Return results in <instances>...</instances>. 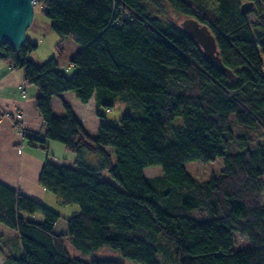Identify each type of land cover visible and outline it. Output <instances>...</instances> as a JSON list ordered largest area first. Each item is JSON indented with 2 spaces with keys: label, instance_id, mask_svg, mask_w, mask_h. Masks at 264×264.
<instances>
[{
  "label": "trees",
  "instance_id": "obj_1",
  "mask_svg": "<svg viewBox=\"0 0 264 264\" xmlns=\"http://www.w3.org/2000/svg\"><path fill=\"white\" fill-rule=\"evenodd\" d=\"M165 3L208 26L233 79L179 24L154 13ZM240 3L34 0L60 36L58 46L63 36L78 44L71 68L54 57L36 62L29 38L18 50L2 43L0 59L37 88L33 99L42 131L24 129L26 143L46 147L47 140L57 141L74 153L72 165L46 159L38 183L79 210L66 218V232L55 233L57 212L0 182V223L20 247L3 264H122L70 256L65 238L81 252L109 245L136 264H264V0H253L260 30L239 11ZM66 91L83 104L94 97L96 106L108 104L102 101L106 91H126L139 106L123 112L118 124L96 109L100 120L90 135L64 100V113H52V98ZM234 142L239 148L232 151ZM105 146L112 147L114 161ZM86 153L98 156L95 165L85 161ZM216 156L223 168L207 179H195L184 167ZM155 165L162 174H143ZM104 171L118 186L102 179ZM21 211L44 218L33 221ZM232 232L248 244L235 249Z\"/></svg>",
  "mask_w": 264,
  "mask_h": 264
},
{
  "label": "rangeland",
  "instance_id": "obj_2",
  "mask_svg": "<svg viewBox=\"0 0 264 264\" xmlns=\"http://www.w3.org/2000/svg\"><path fill=\"white\" fill-rule=\"evenodd\" d=\"M240 1L241 3H243L246 1H253V0H240ZM41 9H42L41 4H36L34 6L32 23L26 29V32H25L26 37L36 44V47L30 52L29 56L32 59H34L36 62H44L45 60L54 57L57 61L60 59L64 60L65 61L64 64H67V66H70L69 59L76 52L74 51V48L76 46L79 47L78 44L74 40H72L70 37L63 36L59 44L61 47H59L58 43L60 41V36L56 34L53 30H51L49 19L44 15ZM154 13L161 19H164V20L169 19L177 24H179L180 21L184 18L183 15L178 14L166 3L163 4L162 10L160 12L154 11ZM246 15L252 27L254 29L260 30L261 29L260 28V18L258 15L257 6L254 3L250 7V9L246 12ZM261 71L264 74V62L262 64ZM22 90H23L22 95L25 96V90L24 89ZM106 93H107V96H105L104 99H102V101H106L108 102V104L104 105L101 103L98 106V109L100 113L103 114V119L106 122L118 124L119 117L121 116L123 112L134 113V110L138 108L139 106L138 104L139 102L137 98L129 92L106 91ZM55 99H58V97L56 96L53 97V100ZM53 111L55 112V115L56 114L61 115L64 113V109L61 105V101H57V104L53 106ZM234 123L235 121L231 120V127L233 129L236 128L234 126L235 125ZM15 129L20 135L23 136L25 130L22 133L20 126L15 127ZM248 131L251 133L250 135L262 137V133L260 130L251 131L248 129ZM47 141H51V140H47ZM51 143H53L56 146H51V149H50L51 151L49 152H51L53 156L50 155L49 159L51 160L52 158H54L57 164H60V163L56 160H60L61 163L71 164V160L74 159V153L69 150H66L63 144L57 141H53V142L51 141ZM238 148L239 147H238L237 142H234L231 145L230 150L234 151V150H237ZM105 149L108 152H110L112 161H114V154H113L112 147L105 146ZM85 161L90 165H95L98 161V156L96 154L86 153ZM184 167L195 179L204 180V179H207L211 174H218L221 172L223 168V160H222V156H216L213 160H209V161L189 160V161L184 162ZM143 174L146 176H155V175L162 174V171H161L160 166L158 165L147 166L143 169ZM102 179L110 181L111 183L118 186V184L114 181L113 178L110 177L107 171H104L102 173ZM48 192H49L48 193L49 198L45 199L46 203L45 204L42 202L41 203L58 213V218L54 222L53 231L55 233H64L66 232V218L71 216L73 214L72 213L73 209L77 210L78 206L77 204H73V203L63 204V203H60L59 201L57 202V196L51 193L50 191ZM261 200L264 203V191L261 194ZM20 214L22 217L29 218L33 221H42L44 218L40 212L29 213L26 211H21ZM7 229H9L7 226L0 223V238H2L3 234L13 235L11 234L12 232ZM232 237L234 241L233 247L235 249L248 244L247 238L240 233L232 232ZM6 244L10 245L11 251L14 254H16L18 242L15 239V237L11 236L7 240ZM65 246L70 256L78 257L86 261L92 260L94 258H105V259H113L122 264H136L129 258L123 256L117 249H114L106 244H102L92 249L89 252H81L71 244L68 238H65ZM173 264H176V263L173 262Z\"/></svg>",
  "mask_w": 264,
  "mask_h": 264
},
{
  "label": "crops",
  "instance_id": "obj_3",
  "mask_svg": "<svg viewBox=\"0 0 264 264\" xmlns=\"http://www.w3.org/2000/svg\"><path fill=\"white\" fill-rule=\"evenodd\" d=\"M78 48L76 46L74 51H77ZM58 63L64 65L65 61L60 59ZM22 89L25 90V96L22 95ZM36 92L37 88L35 85L23 81V72L21 70L11 68L4 60L0 59V182L45 204V199L49 198V192L38 183L37 178L46 159L57 164L54 158L49 159L50 155L53 156L49 152L51 151V146L56 145L51 143V141H47L46 147L31 146L26 143L24 137L16 131L14 126L16 112H22L20 122L27 132L42 131V119L33 99ZM61 100L69 104L82 123L84 130L88 134L94 135L99 123V118L96 114V109H99L96 106L94 97H91L87 103L83 104L75 97L72 91L63 92L58 99L53 100L52 98L51 107L54 115L53 106L57 104V101ZM56 161L60 164H66L61 163L60 160ZM72 161L71 164L66 165H72ZM78 210L73 209L72 213L75 214ZM10 231L14 235V232ZM13 235L3 234L2 238H0V264L4 263L5 257L11 250L10 245L6 243ZM19 249L18 245L16 253L19 252Z\"/></svg>",
  "mask_w": 264,
  "mask_h": 264
},
{
  "label": "water",
  "instance_id": "obj_4",
  "mask_svg": "<svg viewBox=\"0 0 264 264\" xmlns=\"http://www.w3.org/2000/svg\"><path fill=\"white\" fill-rule=\"evenodd\" d=\"M252 5L253 1L240 3L239 11L246 14ZM33 8L34 0H0V45L6 43L15 50L25 45V32L33 20ZM179 27L186 37L193 39L202 49L203 54L211 60L217 70L229 80L233 79L234 73L223 64L215 37L206 24L193 17H184Z\"/></svg>",
  "mask_w": 264,
  "mask_h": 264
},
{
  "label": "built area",
  "instance_id": "obj_5",
  "mask_svg": "<svg viewBox=\"0 0 264 264\" xmlns=\"http://www.w3.org/2000/svg\"><path fill=\"white\" fill-rule=\"evenodd\" d=\"M21 118H22V112H16L15 114V120H14V126L19 127L22 130V133L24 132V127L21 125Z\"/></svg>",
  "mask_w": 264,
  "mask_h": 264
}]
</instances>
